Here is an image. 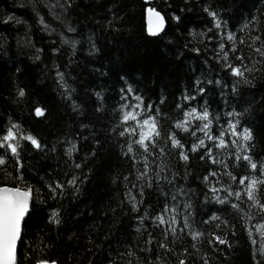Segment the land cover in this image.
<instances>
[{"label":"trees","instance_id":"trees-1","mask_svg":"<svg viewBox=\"0 0 264 264\" xmlns=\"http://www.w3.org/2000/svg\"><path fill=\"white\" fill-rule=\"evenodd\" d=\"M148 6L166 22L156 36ZM135 96L160 133L148 151L123 120ZM193 108L213 137L238 121L251 139L192 136L204 122L190 116L176 128ZM13 125L18 156L0 148V187L32 192L18 264H264V0H0V136Z\"/></svg>","mask_w":264,"mask_h":264},{"label":"snow or ice","instance_id":"snow-or-ice-1","mask_svg":"<svg viewBox=\"0 0 264 264\" xmlns=\"http://www.w3.org/2000/svg\"><path fill=\"white\" fill-rule=\"evenodd\" d=\"M150 14H153L156 18V24H155V28L154 29H150V31H152V34H156V32H158L159 30H161L162 26H163V18L160 17L159 13H153L152 9H149ZM212 16H215L214 13H209ZM57 19H59V17H57ZM43 22V21H41ZM220 22L217 21L216 23V27L219 28ZM69 31H74V29L69 28ZM229 40H232L233 37L229 34L228 36ZM64 43H71V44H75V41H68L65 40ZM220 51L223 54V58L225 60H227V52H224V45L221 44L220 45ZM257 51H259V49H257ZM229 68H232V74L233 75H242V72L239 68H233L231 66V64H227L226 65ZM58 78L59 80L62 82V86L66 89V92L68 94H70L71 92V88L70 86L67 85V83L64 81V75L62 73H58ZM199 91H203V89H199ZM128 93L132 92V89L129 88L127 90ZM19 95L23 96L24 93L23 91H21L19 93ZM195 97H186V99H194ZM122 99H127V96L122 97ZM135 100L140 101V97L135 96L134 97ZM142 104V101H140L139 103H136L135 105H128L125 104L123 107L125 108H129L132 107L133 109L135 108H140ZM149 109H151V106H149ZM196 113V109L193 108L191 109L190 112H186L185 113V120L182 122H177L175 124L176 128H180L183 131L187 132L189 131V128L186 126L189 124V121L187 120L188 116H192L193 114ZM136 115L133 112H127L125 113L123 120L124 122H127L129 119L131 120H136ZM231 115V114H230ZM194 118L199 119L200 121H206V123H203L200 126L196 127L195 131L191 132L192 136H196L197 132H203L204 133V137H206L208 140H215V139H219L221 141V144L224 143L223 141V136L225 131H231V133L233 135H237V136H242L243 140L247 141L251 139V134L248 131V129H244L243 132H236V124H238L239 122L236 121L235 123L233 122H229L228 125V129L226 130H222L220 132L219 137H213L211 134V129H210V125L212 124V120L209 119V113L207 109H204L202 114L195 116ZM17 128V126L13 125L10 126L7 129V133L6 135L0 136V148H7L10 149L11 154L14 156H18L17 153V148L19 147V144H13L11 143V141L16 139V134L14 133L13 129ZM142 129H146V131H141L140 135H139V139H137L136 141H134V143L139 144L141 147L144 148L145 151H148L149 149V145H151L152 147H155V137H159L160 133L156 130V118L150 117V118H146L142 121V125H141ZM18 131V129H17ZM128 129H124V131H121L119 133V135L123 136L126 134V132H128ZM131 133L132 134H136V129L132 128L131 129ZM28 140L31 141V143L37 147L40 148L41 145L37 142V140H35L34 138H32L31 136L29 137H24ZM169 139L171 141V145L173 148H181L183 149L184 145L181 144V142L179 140H177L175 138L174 134H170ZM205 144V139L204 138H199L198 137V143H195L192 145L191 151H196L198 148L203 147ZM69 151H71V149H69ZM132 151V147L131 145H129V152ZM163 148L160 149V152L163 153ZM208 155H211V149H208ZM4 155H6V153L4 154H0V165L5 164V159H4ZM180 157L184 160L188 159V155L185 152H181L180 153ZM203 158V157H202ZM244 160H248L249 163L251 164L252 169H256L257 165L255 163L251 162V158L247 155H244L242 157ZM239 159V157H238ZM213 162H216L215 160ZM145 164H146V170L144 173H142L140 176L137 177V179H143L144 176L147 175V160L145 159ZM77 167H79V165H77ZM261 168L264 169V165H261ZM163 167H161V172H163ZM212 175H215V173H212ZM261 175H264V171L261 172ZM157 179L159 180L160 177V173H156ZM164 179H167V177H163ZM127 179V177L125 178ZM205 179L207 180V177H205ZM247 179V178H245ZM70 184H75V179L69 181ZM168 183H172L171 180H168ZM240 183L243 184L244 183V179L240 180ZM257 183L256 180L252 181V185L254 186ZM57 188L62 187V185L57 184L56 185ZM149 187H151V184H149ZM211 191L213 193H216L217 191H219V189L217 188H212ZM29 191H21L19 189L16 190H10L6 187L4 188H0V264H16V243L17 240L20 237V231H21V222L23 221L25 214L28 212V207H29ZM141 195H143V191L141 190ZM167 195V194H165ZM235 195L237 198H239L240 194L239 193H232L229 192V196H233ZM248 198L250 200H253V194L252 192L248 193ZM130 199L135 200V197H131L130 195ZM216 199L220 202V203H224L225 199H221L219 197H216ZM172 200H176V195L173 194L172 195ZM233 207H238V205L233 204ZM186 207H188L186 205ZM133 208L135 209V203L133 204ZM260 209L261 211H264V205H260ZM175 212L177 211V209L175 207L173 208H169V206L166 204L163 212L165 214L169 213V212ZM53 218L55 219L58 216V213L54 212L53 214ZM215 218V217H213ZM155 219L160 223L163 224L165 223V217L164 215H157L155 217ZM57 223H59L58 220H56ZM173 223H175V217H173ZM185 226H188V221H187V217H185ZM173 231H175V229H172ZM219 240V238H217ZM220 243H224L225 241L223 240H219ZM43 264H47V262H43ZM52 264H55V262H52ZM183 264V262H182Z\"/></svg>","mask_w":264,"mask_h":264},{"label":"water","instance_id":"water-1","mask_svg":"<svg viewBox=\"0 0 264 264\" xmlns=\"http://www.w3.org/2000/svg\"><path fill=\"white\" fill-rule=\"evenodd\" d=\"M145 4L149 5L153 0H142ZM149 9H152L151 7H147V10L145 12V25H146V31H147V34L149 36H156L158 34H160L164 28H165V19L164 17L160 14V17L163 18V26L161 28V30H159L158 32H156V34H152V31H150V29H154L155 28V24H156V18L153 14H150L149 12ZM153 10V13H158L156 10L152 9ZM8 188L10 190H16V189H19V188H11V187H7V186H3V187H0V188ZM21 191H26V190H23V189H19ZM31 205H32V192H29V207H28V212L25 214V217L23 219V221L21 222V231H20V237L19 239L17 240V243H16V264L17 263V250H18V245L20 243V240H21V233H22V226H23V223L27 217V215L29 214L30 212V209H31ZM39 264H43V263H39ZM47 264H50V263H47ZM52 264V263H51Z\"/></svg>","mask_w":264,"mask_h":264},{"label":"rangeland","instance_id":"rangeland-1","mask_svg":"<svg viewBox=\"0 0 264 264\" xmlns=\"http://www.w3.org/2000/svg\"><path fill=\"white\" fill-rule=\"evenodd\" d=\"M134 114H137L136 115V120H132L133 121V123H134V125L136 126V127H138L139 129H140V131H146V129H142L141 128V125H142V121L144 120V119H146V118H149L148 116H146V112L140 107V108H137L136 109V111H132ZM197 115H199V112L196 110V113L195 114H193L192 116H190V117H195V116H197ZM189 117V116H188ZM199 120V119H198ZM200 121V120H199ZM202 122H204V123H206V121H202ZM24 187V186H23ZM25 188V187H24ZM264 228H263V226L261 227V226H259L258 228H256V231L258 232V233H260L261 235H262V237L264 238V230H263ZM263 247H264V242H263ZM261 250H263L264 251V249H261Z\"/></svg>","mask_w":264,"mask_h":264},{"label":"bare ground","instance_id":"bare-ground-1","mask_svg":"<svg viewBox=\"0 0 264 264\" xmlns=\"http://www.w3.org/2000/svg\"><path fill=\"white\" fill-rule=\"evenodd\" d=\"M165 26H166V22H165ZM163 32V31H162Z\"/></svg>","mask_w":264,"mask_h":264}]
</instances>
